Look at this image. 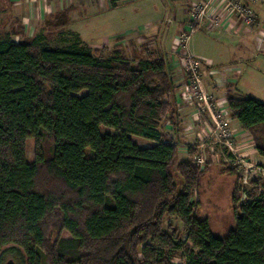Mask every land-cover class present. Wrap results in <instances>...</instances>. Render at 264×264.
I'll use <instances>...</instances> for the list:
<instances>
[{"label":"trees","instance_id":"obj_1","mask_svg":"<svg viewBox=\"0 0 264 264\" xmlns=\"http://www.w3.org/2000/svg\"><path fill=\"white\" fill-rule=\"evenodd\" d=\"M67 20L55 14L50 28ZM43 37L0 32V252L16 245L26 264H173L176 253L181 264H264V193L238 204L236 185L223 234L194 214L201 171L178 162L180 116L163 56L134 51L133 65L121 51L102 57ZM226 102L264 157V102L230 93ZM170 218L182 229L165 227Z\"/></svg>","mask_w":264,"mask_h":264},{"label":"rangeland","instance_id":"obj_2","mask_svg":"<svg viewBox=\"0 0 264 264\" xmlns=\"http://www.w3.org/2000/svg\"><path fill=\"white\" fill-rule=\"evenodd\" d=\"M79 1L74 9L75 11L73 10L71 13V22L66 28H50L51 22L47 19L45 20L46 23H44L45 27L43 23L35 22L38 15L33 14L32 18L30 17L31 20L27 22L24 36L35 37L48 34L47 38L43 37L41 44L62 49L85 45L92 52H98V55L102 57H108L116 51H121L123 57L133 65L139 59L134 56V51L137 53L145 50L153 51L163 56L170 72L176 69L180 70L181 80L186 84L187 74L185 73L182 56L174 55L177 39L180 38L179 34H181L174 30L176 29L174 23L177 20H181V18L173 12L176 4L172 0H161L167 8L165 10H161L162 3L160 0H155V4H152V0H139L122 4L115 9L107 11L101 9L98 13L83 10L82 8L85 7L84 1L81 0L82 3ZM199 5L202 4L198 2L192 5L191 12H195L196 9L199 11L202 8ZM11 8L15 12V7ZM11 10L10 12L4 10V8L2 11L0 10V32L5 31L9 24H11L10 28L13 27V23H10L7 17L8 13L12 15ZM17 13L20 14V11L17 10ZM24 15L29 16L26 9ZM215 17L216 24L213 23L212 16L207 19V22L209 26H213L212 29L216 30L226 24L232 26L231 30L242 25L243 28L249 25H257L253 28L256 29L259 27L258 24H260L254 23L255 21L249 17V14L243 16L240 21H226V24H223L225 21L220 20L217 15ZM25 18L27 19V17ZM201 21L188 19L186 22L197 30L200 29ZM157 22L159 31L161 32L162 30L161 33L154 35V28H149L151 25L146 27L145 32L148 29L150 31L146 34L143 33V27ZM259 28L256 35L259 38H263L264 28L261 25ZM260 31L263 34L259 33ZM76 32L77 34L78 32L80 33L78 34L79 40L71 35V33L75 34ZM183 34L189 35L191 48L198 54H204L210 58L209 60L213 62V65H216V68L221 65L232 64L235 69L239 70L235 72L237 77L236 84H232L229 90L224 88L228 93L244 97L251 96L264 102V50L262 49L259 52L251 51L242 46L249 42L254 46L256 41H251V38L255 40V35L253 37L243 35L233 40L230 37L218 36L217 33L216 36L215 34H210L211 37L208 38L201 31L190 33L187 30ZM213 37H216V39H212ZM15 38L21 39L22 36ZM194 57L200 62L199 58ZM201 60L206 59L201 58ZM176 64L177 67L173 69ZM202 67L200 62V84L202 91L206 95L207 93L210 94V91L216 90V76L213 75L209 79L201 69ZM205 76L208 78V82H205ZM184 87V91L189 90L186 89L187 85H184ZM84 93L85 91H81L78 95H83ZM187 99L192 100V98ZM193 102L196 104L191 109L194 112L197 111L191 121L195 125L189 122L190 129L187 130L186 134H176L180 141L178 162L179 160L190 159L200 169V183L192 197L194 214L200 218H207L212 233L223 234L234 224L232 193L235 186L240 187L238 204L248 201L250 194L255 192L258 194L264 193V160L259 158L250 134L247 137H243L244 141L242 144H239L237 140L235 143L230 142V145L223 143V139L228 137L226 134H230L225 130L222 132V129V135L216 134V112L218 114L221 112L216 109V100L214 98L208 97V108L206 107L207 105L204 106L202 101L193 99ZM222 123L226 122L222 119ZM165 127L169 129V124ZM102 132L114 133L115 131L103 127ZM131 139L140 147H147L153 144L152 141L136 136H131ZM190 150L194 151L193 155H188ZM26 158L30 162L35 159V146L32 138L26 142ZM168 225L182 229L181 223L175 218L167 219L165 227ZM60 237L67 238L69 235L66 232H61ZM55 238L56 231L50 235V243H53ZM183 261L182 253H176L173 258V264H181ZM9 262L11 264H26V257L21 248L16 245H9L0 252V264H8Z\"/></svg>","mask_w":264,"mask_h":264},{"label":"crops","instance_id":"obj_3","mask_svg":"<svg viewBox=\"0 0 264 264\" xmlns=\"http://www.w3.org/2000/svg\"><path fill=\"white\" fill-rule=\"evenodd\" d=\"M82 1H84V5H85V7L82 8L83 10H87V11L90 10L92 11V13H98L101 11V9L103 11H107L110 9H115L122 4H125V3L127 4V3L134 2V1H139V0H116L115 6L111 5V0H82ZM82 1L80 0L79 2L82 3ZM152 1H153L152 4H155V0H152ZM172 1L173 3L176 4L174 6L173 12L179 18H181V20H177L174 23L176 25V29L174 30L175 31L177 30V33H181L179 35L182 36V34L185 31L187 32V30H189L188 27L190 26L189 24H187L186 21L190 19L189 16L191 13L192 5L197 4L198 2L201 3L202 5H204V3H207L208 7L200 18V20H202L200 22L201 24L200 29H197V30L195 29L194 31H201L203 32L205 37L208 36V38L211 37L210 34H215L216 36V33H217L218 36L230 37L233 40L243 35H246L249 37H253V35H255V40L251 38V41H256L254 46L250 42L242 46L245 48H248L251 51L255 50L259 52V51H262V49L264 50V37L259 38V36L256 35L258 30L260 29L259 28L260 25L261 27L264 28V0H172ZM77 2L78 0H4V6L2 7L1 11L3 10V8L4 10L8 12H10V10L12 9L11 10L12 15L11 13H8L7 17H8V21H10V23H13V27L10 28L11 24H9L8 27H6L5 31L17 30L18 27H22L25 33L26 28H27V22L31 20L30 17L32 18L33 14L38 15L36 17L37 21L35 22L36 23L39 22V24L43 23V26H45L44 23H46L45 22L46 19L50 20L55 14L65 13L68 20L63 27H58V28H66L67 25L71 22V16H72L71 13L77 6ZM160 2L162 3L161 10L167 9L165 7L164 2H162L161 0ZM11 7H15L14 9L15 12H13V8ZM25 9H26V12L28 11L29 16L24 15ZM17 10L20 11V14L17 13ZM29 10L32 12H30ZM247 14H249V17L255 21L254 23H260L258 24L259 27H257L256 29H253L257 25L256 26L249 25L248 27L245 26L243 28L242 27L243 25H242L241 27L234 28V30L233 29L231 30L232 26L230 24H226V21H231V20L240 21L243 18V16H247ZM216 15L220 18V20L225 21L223 24H226L223 27L221 26L220 29H217V30L212 29L213 26H209V23L207 22V19H210L211 16L215 17ZM25 17H27V19ZM32 21H34V19H32ZM157 24L158 22L154 24L146 25L145 27L142 28L143 33L146 34L148 31H150V29L147 28L148 30L145 32L146 27H149L151 25L149 28H152V29L154 28L153 30L154 35H158L160 31H159V26ZM259 33L263 34V32L261 31ZM75 34H77V32ZM78 34L80 33L78 32ZM25 36H28V35H25ZM212 39H216V37H213ZM189 41H190V38L188 39L187 44H186L187 49L189 53L193 54L194 56L200 59V62L203 66L201 68L203 72L207 75L209 79L213 75L216 76L215 77L216 86H217L216 90L214 91L212 90L210 91V94L209 93L206 94L207 97L214 98L216 100V103H215L216 109H218L221 112L220 114L216 112V123H217L216 130H215L216 134H221V129H222V132H224L225 130L230 135L226 134V136L228 137L223 139L224 140L223 143L230 145V142L235 143L237 140L239 144H242V142L244 141L243 137H247L249 133L242 128L241 124L236 119L231 117V113L227 107V102H226V98H227L226 94L228 93V91L226 90L231 89L232 84H236L237 77L235 75V72L239 70L235 69L232 64L231 65H221L220 67L216 68V65H213V62L209 60L210 58H208L204 54L201 55L195 52L191 48ZM201 58H204L206 60H201ZM175 67H177V64L176 66L173 67V69H175ZM170 73H171L170 75H171L172 81L175 85V92L173 95V99H174V103L176 104L178 108L177 111L180 116V126L181 127L177 134H180V135L186 134V132H188L187 130L190 129L189 122L192 123L191 121L192 117L194 116V113L197 111V110L195 112L192 111L193 109H191V107H193V105L196 103L193 102V99L188 100L187 98L184 97V90H185L184 85L185 84L181 80L180 70L176 69V70L171 71ZM207 77L205 76V82L209 81ZM224 88H227V89L225 90ZM208 105H209V102H208ZM208 105L206 106L204 104V106H206L207 108H208ZM185 116L186 118L184 119ZM222 119L226 123H222ZM226 125L228 127H224ZM171 129H172V126L169 124V130ZM182 130L184 131L182 132ZM259 158L264 160V157L259 156Z\"/></svg>","mask_w":264,"mask_h":264},{"label":"built area","instance_id":"obj_4","mask_svg":"<svg viewBox=\"0 0 264 264\" xmlns=\"http://www.w3.org/2000/svg\"><path fill=\"white\" fill-rule=\"evenodd\" d=\"M202 8L195 12H191L190 14V20L196 19V21H199L201 16L204 14V11L207 9L208 4L204 3V5H199ZM213 23L216 24V17H213ZM190 27L189 32L192 33L195 29ZM180 38L177 39V46L174 49V55L182 56V61L185 69V73L187 74L186 84L187 88L189 90L184 91V97L185 98H192L196 99L197 101H202L205 105H208V97L205 95V93L201 89L200 84V76H199V70H200V62L194 57L193 54L189 53L187 49V41L189 39V35L179 36ZM174 56V57H175Z\"/></svg>","mask_w":264,"mask_h":264},{"label":"water","instance_id":"obj_5","mask_svg":"<svg viewBox=\"0 0 264 264\" xmlns=\"http://www.w3.org/2000/svg\"><path fill=\"white\" fill-rule=\"evenodd\" d=\"M8 264H11V262H9Z\"/></svg>","mask_w":264,"mask_h":264}]
</instances>
